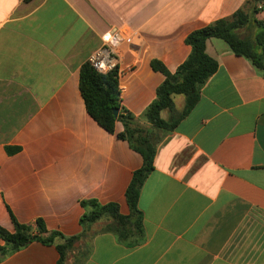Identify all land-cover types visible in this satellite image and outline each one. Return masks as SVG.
<instances>
[{
  "label": "crops",
  "instance_id": "crops-1",
  "mask_svg": "<svg viewBox=\"0 0 264 264\" xmlns=\"http://www.w3.org/2000/svg\"><path fill=\"white\" fill-rule=\"evenodd\" d=\"M246 1L0 0V227L40 221L43 237L78 236L81 202L91 200L128 216L142 158L116 138L121 123L109 134L88 115L81 66L103 35L124 32L120 105L138 117L165 79L151 62L173 74L190 53L186 36ZM256 18L264 23V1ZM206 54L218 69L158 146L140 190L144 242L128 247L96 223L84 264H264V76L221 40H208ZM174 104L181 111L184 97ZM58 260L54 245L32 242L0 264Z\"/></svg>",
  "mask_w": 264,
  "mask_h": 264
},
{
  "label": "trees",
  "instance_id": "trees-1",
  "mask_svg": "<svg viewBox=\"0 0 264 264\" xmlns=\"http://www.w3.org/2000/svg\"><path fill=\"white\" fill-rule=\"evenodd\" d=\"M263 1L247 0L232 16L188 34L184 42L190 47V53L173 74L161 63L152 61V70L161 73L165 79L156 90L155 100L138 117L120 105L116 71L101 74L88 62L83 64L79 73V91L88 115L109 134H115V124L121 123L123 130L115 134L116 138L126 141L142 158V166L133 173L125 192L129 215L121 216L116 204L100 205L93 200L83 201L81 207L84 213L80 218L82 232L73 237L56 232L43 237L45 228L40 221L37 228L32 229L13 220V233L0 227V239L4 242L0 248V260L32 242H39L55 246L59 254L57 264H84L89 254L91 226L100 222L98 232L112 234L118 242L128 247L142 244L144 234L138 199L145 180L153 171L156 150L193 110L200 99L201 89L218 69L217 62L206 54V42L211 39L223 41L235 56L249 61L264 76V23L256 18ZM175 96L184 97L181 111L175 109ZM114 110L118 112L116 117ZM163 111L168 113L166 120L161 117ZM77 242H81V245L72 252Z\"/></svg>",
  "mask_w": 264,
  "mask_h": 264
},
{
  "label": "built area",
  "instance_id": "built-area-1",
  "mask_svg": "<svg viewBox=\"0 0 264 264\" xmlns=\"http://www.w3.org/2000/svg\"><path fill=\"white\" fill-rule=\"evenodd\" d=\"M128 38L122 31L114 30L102 36L103 46L94 51L88 58L90 66L101 74L116 71L118 69V55L116 49L123 45Z\"/></svg>",
  "mask_w": 264,
  "mask_h": 264
},
{
  "label": "water",
  "instance_id": "water-1",
  "mask_svg": "<svg viewBox=\"0 0 264 264\" xmlns=\"http://www.w3.org/2000/svg\"><path fill=\"white\" fill-rule=\"evenodd\" d=\"M117 113H118L117 110H114V111H113V115H114L115 117L117 116Z\"/></svg>",
  "mask_w": 264,
  "mask_h": 264
}]
</instances>
